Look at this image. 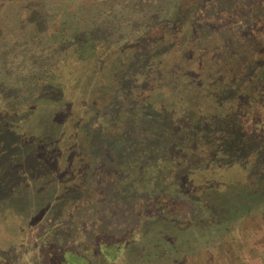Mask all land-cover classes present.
<instances>
[{
	"label": "rangeland",
	"instance_id": "obj_1",
	"mask_svg": "<svg viewBox=\"0 0 264 264\" xmlns=\"http://www.w3.org/2000/svg\"><path fill=\"white\" fill-rule=\"evenodd\" d=\"M91 1L0 0V264H264V0L44 89Z\"/></svg>",
	"mask_w": 264,
	"mask_h": 264
},
{
	"label": "trees",
	"instance_id": "obj_2",
	"mask_svg": "<svg viewBox=\"0 0 264 264\" xmlns=\"http://www.w3.org/2000/svg\"><path fill=\"white\" fill-rule=\"evenodd\" d=\"M190 1L191 0H92L91 2L93 4H90V7L93 9V13L88 12L87 8L85 10V7H81L79 9L80 11H78L80 12V16H82L80 21H85L88 15L91 16L94 21L92 22L90 18L88 21L89 23L87 22L85 27H83L80 22L76 23L72 21V24L76 27L70 31L71 26L68 25L66 35H68L67 32L71 34L72 32L76 33L85 29L89 31L102 27V30L105 29L106 38L103 37L100 41L92 43V41H88L89 39L86 40L88 42H85L82 36L79 37V50L73 54H69V52L66 51L69 55L64 52V57H68L62 59L64 61L60 63L58 70L51 67L45 72L46 75H49V78L43 85L44 89L50 88L51 90L56 81H54L55 78H59V80L56 81L59 82L63 78H67L70 74V78L75 77L73 73L77 74V70L81 67H84L89 73L92 69L88 67L89 61L94 67L96 63H104L105 60H108L109 51L111 49H121V51L125 49L137 50L141 45V40L144 39L146 34L149 36L159 30H170L169 27H172L177 16L182 15L181 8H184ZM204 1L205 0L201 1L202 5ZM104 6H106L107 9ZM186 8L190 10L193 8V5H187ZM123 21L125 22L124 25L120 24ZM117 31H120L121 34L117 35V33H115ZM111 33L114 35H110ZM67 37L68 36L64 37V39ZM50 55L54 56L55 53L50 52ZM64 57L61 55L58 56V62L61 61L60 58ZM98 69V67L95 68L96 71H98ZM32 111L33 109L29 112Z\"/></svg>",
	"mask_w": 264,
	"mask_h": 264
}]
</instances>
